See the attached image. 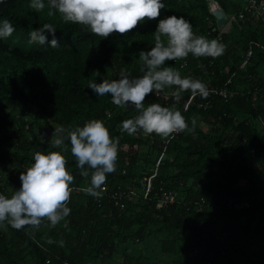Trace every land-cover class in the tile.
<instances>
[{
    "label": "trees",
    "instance_id": "1",
    "mask_svg": "<svg viewBox=\"0 0 264 264\" xmlns=\"http://www.w3.org/2000/svg\"><path fill=\"white\" fill-rule=\"evenodd\" d=\"M215 1L227 15L241 20V33L233 39L229 34L218 37V30L213 31L216 23L209 15L207 0H164L160 17L145 18L126 33L117 31L106 37L86 25L64 21L58 11L49 15L47 5L38 10L29 0H0V19L6 17L15 26L11 35L0 38V136L4 133L3 139L0 137V163L15 179H20V172L33 162L35 151L57 150L47 139L40 143L34 135L30 140L24 137L23 127L30 123L27 118L31 119L35 110L56 126H83L92 118L104 120L111 136L119 139V146L129 148L127 153L118 152L116 169L107 174L111 183L132 178L138 162L149 163L148 156L159 151L163 135L122 130L121 122L136 115L138 109L110 116L111 94L98 96L88 86L92 80L118 78L121 68L133 76L142 75L139 59L132 60L125 53L127 33L133 32V43L149 49L154 46L153 32L159 19L173 12L184 15L197 34L217 37L226 47L215 57L190 53L166 63L186 68L188 76L201 79L208 87H222L236 73L226 87L236 93L228 100L216 93L196 95L185 110L190 89L180 100L173 96L175 85L165 87L171 90L168 97L147 95L148 103L157 101L180 108L188 127L170 141L154 189L139 216H125L127 212L120 215L113 204L104 201L98 205L89 195H72L67 202L71 212L51 238L41 232L40 224L16 228L2 222L10 236L0 230V264H30L26 262L29 255L34 257L32 264H86L91 258L108 264L115 247L142 241L150 234L164 235L163 250L173 251L176 262L187 263L192 256L194 264H241V259H247L248 264H264V135L258 127L259 121L264 123V52L256 49L248 65L242 70L239 67L249 41L264 43V26L242 21L247 0ZM46 22L57 27L58 47L50 45L51 32L45 44L31 39V32ZM192 115L210 126L209 131L200 130ZM43 134L48 135V128ZM66 143L71 146L70 140ZM139 148L147 155L142 156ZM132 150L137 153H130ZM66 158L75 177L72 185L90 181V175H81L74 154ZM123 166L127 168L124 174ZM241 182L247 184L246 189L238 187ZM159 185L179 191L176 193L183 202L203 199L202 210L195 211L193 204H176L157 211L154 193ZM80 196L84 201H79ZM229 200L247 201L249 206L235 210L226 206ZM194 247L199 251L192 255ZM253 248L257 249L254 259L248 257Z\"/></svg>",
    "mask_w": 264,
    "mask_h": 264
},
{
    "label": "clouds",
    "instance_id": "2",
    "mask_svg": "<svg viewBox=\"0 0 264 264\" xmlns=\"http://www.w3.org/2000/svg\"><path fill=\"white\" fill-rule=\"evenodd\" d=\"M211 1L216 2L207 0V8L220 6L217 2L211 6ZM29 3L38 10L47 5L49 15L58 11L64 21L86 25L104 37L117 31L126 33L145 18L160 17L161 9L165 8L164 0H29ZM227 17L228 22L223 29L227 24L232 26L233 22L237 23L230 21L229 15ZM215 30H218L217 27ZM14 31L15 26L10 19H0V38ZM56 31L55 24L46 22L31 32V39L45 44L49 42L48 32H51L50 45L58 47ZM153 34L154 46L139 50L142 75L133 76L127 68H121L118 78H103L102 82L92 80L88 86L98 96L111 94V101L117 105H134L139 110L136 115L121 122L122 130L130 134L143 130L169 136L188 127L186 117L175 105L165 106L157 101L146 103L145 97L149 93L159 95L166 86L173 85L176 86L173 88L176 100L181 99L185 90L190 89L193 97H207L211 90L201 79L182 75L179 69L166 61L187 57L190 53L215 57L222 54L226 46L218 38L197 34L189 18L174 12L158 20ZM53 135L52 143L63 147L60 150L35 151L33 162L26 171L20 172L21 186L11 195L0 191V222L7 221L21 228L26 224L39 225L41 219L47 217L55 225L70 214L71 207L67 202L71 198L75 177L67 167L64 154L68 147L66 140H70L71 153L76 158L81 175L91 177L88 186L82 190L100 195V189L106 187L105 182L109 181L106 180L107 174L115 171L117 166L119 139L111 136L104 120L92 118L83 126L75 127H66L61 123L54 128ZM154 155L156 152L152 154L153 158ZM149 163L154 168L155 162ZM150 170L148 173H151Z\"/></svg>",
    "mask_w": 264,
    "mask_h": 264
},
{
    "label": "rangeland",
    "instance_id": "3",
    "mask_svg": "<svg viewBox=\"0 0 264 264\" xmlns=\"http://www.w3.org/2000/svg\"><path fill=\"white\" fill-rule=\"evenodd\" d=\"M229 19H230V21H235L237 23L233 22L232 26L231 25L228 26V24H227L226 29L222 28L221 30L218 31V34L220 36L229 34L231 36V38L233 39L234 37L237 36V34L239 35L241 33L242 23H241L240 18L235 19L233 17V19H232V16H229ZM225 26H226V24H225ZM215 29H216V27H215ZM133 35H134L133 32L127 33V36H126L127 46L125 48V53L128 54L132 60H138L139 50L143 49V48L136 45V43H133V41H135ZM179 71L181 72L182 75H187L189 73V70H187L186 68H182V69L180 68ZM261 75H264L263 70H261ZM161 93L164 97H168L171 94V90L169 88H166V89H163L161 91ZM146 97H145V102L148 103ZM135 110H136V108L134 107V105H117L111 101L110 102V109L108 110V112H109L108 115L111 116V115L116 114V113L119 114V113H124V112H129L131 114ZM34 112L35 113L31 117V119L27 118V121L30 120V123L23 127L22 133H23L24 137L27 140H30V139H32V136L34 135L37 137V139L40 143H43L44 140L47 139V140H49V143H50L49 146L51 148L54 147L55 149L60 150L63 146H56L54 143H52V140L54 139L53 134H54V128L56 127V124L45 121L40 116L39 112H36V110ZM191 120L194 124H198L200 130H202L203 132L209 131L210 126H208L204 122H201L197 115H192ZM258 127H259V129L262 130V133L264 135V123L259 121ZM44 128H48V135L43 134ZM0 137H1V139H3L4 133H2V135ZM120 146H118V152L127 153L129 151V148L127 150L122 149V147L125 146V144H123L121 147ZM1 148L2 149H9L5 145H3V146L1 145ZM144 148H148V146H145ZM144 148H142V149L139 148V153L142 156L147 155V152H146V150H144ZM11 151H12V149H11ZM137 151H138V148H137ZM137 151L132 150L130 153H132V152L137 153ZM142 151H144L143 154L141 153ZM70 153H71V146L68 145L67 150L65 151L64 154L66 156H68ZM147 159H149L150 161L154 160L152 155H149ZM150 161H148V162H150ZM169 161H171V159H169ZM124 168L125 167L123 166L122 169H124ZM152 168H153V165L151 163H147L144 160H140L138 162V167L136 169V173L134 175H132V178L123 181L121 183L122 186L129 187L131 190L138 189L139 187H141V182L143 181V178L147 177L149 174L152 173V172L148 173L149 170ZM224 171H226V170H224ZM107 180L110 181V179H107ZM89 182L90 181H86V182L75 184V185L88 186ZM20 186H21V180L13 178L11 176V173L9 172V170L6 168V166L4 164L0 163V188L3 189L7 193V195H11L12 192L15 189L19 188ZM238 187L246 189L247 184L245 182H241L238 185ZM140 189H143V188L141 187ZM176 192L178 193L179 191H175V193ZM72 195H75V194H72ZM84 199H85L84 197L80 196L79 201L82 202V201H84ZM128 201H129V207H128V210H127V213L125 216L131 217V218H136L137 216L140 215L139 213L143 210L142 205L146 203V200L142 199V197H140V195H134V196L132 195V196H130ZM40 225H41L40 226L41 232L47 238H51V237H53L55 232L58 233L61 230V228L63 226V219L60 222L53 225L47 217H43L41 219ZM0 230L2 232L6 233L8 236H10V232L8 231L6 225L3 224L2 222H0ZM147 234L148 233L146 232V235ZM162 240H164L163 234H150L147 237L145 236L142 241L133 240L134 243H128V244H124L121 246H117V247H115L113 254H112V258L108 264H194L195 263L192 256H191V258L189 257L190 259L187 263H183L182 261L176 262V260L173 258L174 257L172 254L173 251L171 253H169V252H166L165 250H163L162 243H161ZM198 251H199L198 248L194 247L192 255H195V253H198ZM255 252H257V249L253 248L251 250V252L249 253L248 257L249 258L256 257V256H254ZM252 259H254V258H252ZM26 260H27L26 262L32 264L34 261V257L32 255H29V256H27ZM87 263L88 264H105L106 261L103 262L102 259L100 260V259H95V258L92 259L91 258L90 260L86 261V264ZM240 263L241 264H248L247 259H241Z\"/></svg>",
    "mask_w": 264,
    "mask_h": 264
},
{
    "label": "built area",
    "instance_id": "4",
    "mask_svg": "<svg viewBox=\"0 0 264 264\" xmlns=\"http://www.w3.org/2000/svg\"><path fill=\"white\" fill-rule=\"evenodd\" d=\"M248 5L246 8V15L245 19L243 18L242 21H249L252 23H260L264 26V0H248ZM216 2L211 1L210 5H215ZM215 31V29H213ZM258 49L259 51L264 52V43L257 42V41H249L247 43L246 51L243 56V59L240 64V69H244L248 63L250 58L252 57L254 51ZM236 73L233 72L225 81L224 86L222 87H209L211 90L209 94H217L224 100H228L234 93L236 92H228L227 86H229L232 83V80L234 79ZM161 95V92L160 94ZM199 96V95H197ZM256 95H253V99H255ZM194 97L191 95L190 98L185 102L184 109H188V106L193 103ZM184 132V129L176 131L169 136L162 137L160 143H159V151L156 152V155H154V168L150 170L152 172L147 177L143 178V181L141 182V187L143 189H140L139 187L136 190H131L129 187H124L119 183H110L109 181L105 182L106 187H103L100 189V195H92L90 193H87L83 191L82 189L86 186H80V185H72V194H80V195H89L92 197L98 205H100L102 202L106 201L109 204H113L114 207L117 209L118 213L120 215H125V213L128 210L129 207V198L130 196L134 195H140L142 199L146 200V203L149 201V195L154 189V180L157 176V170L160 163L163 161V159L166 156L167 148L172 139L176 135L182 134ZM123 150H127L128 146H123ZM121 172L124 174L126 173V169H121ZM0 191L4 192L3 189L0 188ZM6 193V192H5ZM7 194V193H6ZM157 201H156V209L157 211H163L165 209H168L169 207L176 205V204H193V207H195V211H201L202 206L204 204V200L200 201H194L193 203L190 202H183L181 196H179L177 193L172 191L169 188H166L163 185H159L156 188V192L154 193ZM103 199V200H101ZM106 199V200H104ZM226 206L235 209H245L249 206V203L247 201H236V200H229L226 202ZM63 264H68L66 261L63 262Z\"/></svg>",
    "mask_w": 264,
    "mask_h": 264
},
{
    "label": "water",
    "instance_id": "5",
    "mask_svg": "<svg viewBox=\"0 0 264 264\" xmlns=\"http://www.w3.org/2000/svg\"><path fill=\"white\" fill-rule=\"evenodd\" d=\"M209 14L215 19L218 30L223 28L224 24L228 22V17L225 10L221 6H213L208 8Z\"/></svg>",
    "mask_w": 264,
    "mask_h": 264
}]
</instances>
